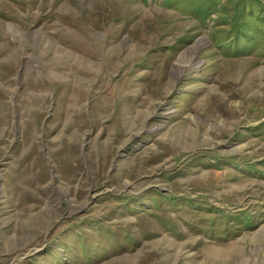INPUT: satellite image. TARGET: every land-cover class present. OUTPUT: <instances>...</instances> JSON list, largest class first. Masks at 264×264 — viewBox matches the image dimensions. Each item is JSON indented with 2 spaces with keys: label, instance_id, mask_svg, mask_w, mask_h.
Here are the masks:
<instances>
[{
  "label": "rangeland",
  "instance_id": "374dc122",
  "mask_svg": "<svg viewBox=\"0 0 264 264\" xmlns=\"http://www.w3.org/2000/svg\"><path fill=\"white\" fill-rule=\"evenodd\" d=\"M0 264H264V0H0Z\"/></svg>",
  "mask_w": 264,
  "mask_h": 264
},
{
  "label": "bare ground",
  "instance_id": "6f19581e",
  "mask_svg": "<svg viewBox=\"0 0 264 264\" xmlns=\"http://www.w3.org/2000/svg\"><path fill=\"white\" fill-rule=\"evenodd\" d=\"M202 42H203V41H200V43H202ZM198 45H200V44H198ZM181 63H182V62H181ZM179 69L184 70V69H186V66H185V65H184V66L180 65V66H179ZM182 70H181V71H182Z\"/></svg>",
  "mask_w": 264,
  "mask_h": 264
},
{
  "label": "trees",
  "instance_id": "16d2710c",
  "mask_svg": "<svg viewBox=\"0 0 264 264\" xmlns=\"http://www.w3.org/2000/svg\"><path fill=\"white\" fill-rule=\"evenodd\" d=\"M218 211H220L219 209H217Z\"/></svg>",
  "mask_w": 264,
  "mask_h": 264
}]
</instances>
